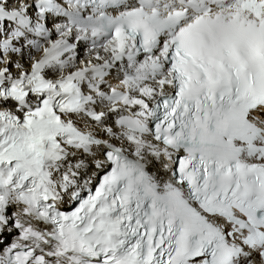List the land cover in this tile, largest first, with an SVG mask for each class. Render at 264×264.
I'll return each instance as SVG.
<instances>
[{"label": "snow or ice", "instance_id": "1", "mask_svg": "<svg viewBox=\"0 0 264 264\" xmlns=\"http://www.w3.org/2000/svg\"><path fill=\"white\" fill-rule=\"evenodd\" d=\"M10 224L0 264H264V0H0Z\"/></svg>", "mask_w": 264, "mask_h": 264}, {"label": "bare ground", "instance_id": "2", "mask_svg": "<svg viewBox=\"0 0 264 264\" xmlns=\"http://www.w3.org/2000/svg\"><path fill=\"white\" fill-rule=\"evenodd\" d=\"M83 47H85L84 43L81 45V51H82ZM81 51H79V52H81ZM83 53L85 55H87V50L83 51ZM35 55L38 56L39 54L36 53ZM18 58L19 57H16V59H18ZM24 63H25V67H28V63L29 62H28L27 57H25ZM13 71H15L14 67H13ZM157 164H158V162H154V161L153 162H149L148 168H151V171L153 172L154 177H156V178H164L165 177L164 174L162 172L158 171L159 170V166H158L159 164L158 165ZM92 170H95V167L94 166H89V168L85 171V175H87L88 172H90ZM96 171L98 172L99 170H96ZM60 208H62V207L60 206ZM13 211H16V209H13ZM38 225L45 227V225L40 224V223ZM15 234H17V233L10 227H8V229H1L0 230V239H7L6 236H11V235H15Z\"/></svg>", "mask_w": 264, "mask_h": 264}]
</instances>
